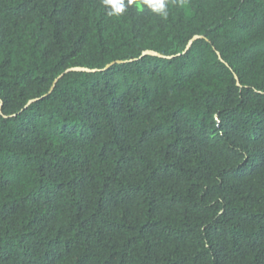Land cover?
I'll use <instances>...</instances> for the list:
<instances>
[{
    "label": "trees",
    "instance_id": "1",
    "mask_svg": "<svg viewBox=\"0 0 264 264\" xmlns=\"http://www.w3.org/2000/svg\"><path fill=\"white\" fill-rule=\"evenodd\" d=\"M0 105V264H264V0H0Z\"/></svg>",
    "mask_w": 264,
    "mask_h": 264
},
{
    "label": "clouds",
    "instance_id": "2",
    "mask_svg": "<svg viewBox=\"0 0 264 264\" xmlns=\"http://www.w3.org/2000/svg\"><path fill=\"white\" fill-rule=\"evenodd\" d=\"M188 2L189 0H100V4L106 10L108 17H120L134 6L137 11L147 9L163 19H167L170 5L185 8Z\"/></svg>",
    "mask_w": 264,
    "mask_h": 264
},
{
    "label": "water",
    "instance_id": "3",
    "mask_svg": "<svg viewBox=\"0 0 264 264\" xmlns=\"http://www.w3.org/2000/svg\"><path fill=\"white\" fill-rule=\"evenodd\" d=\"M205 37L202 36V35H194L187 43L186 47H185V50L183 53H185L189 48L190 46L192 45V43L198 39H204ZM144 55H151V56H156V57H160V58H166V59H171L175 56H165V55H162L158 52H155V51H152V50H145L142 52V54L137 58V59H140L142 56ZM218 57L220 60L221 59V56L219 55V53H217ZM178 56V55H177ZM132 60H136V59H132ZM130 60V61H132ZM117 63H121V62H125V61H116ZM114 62L106 65L103 69H90V68H86V67H71V68H68L66 69L63 73H61L60 75H58L54 80H53V83L48 91V93H46L44 96L40 97V98H43L45 96H47L54 88L56 82L66 73H69V72H88V73H93V72H97V71H101V70H105L107 69L111 64H113ZM236 77V80H237V85H240L239 84V80H238V77ZM40 98H35V99H31L26 105L24 108L28 107L29 104L39 100ZM0 112H1V105H0Z\"/></svg>",
    "mask_w": 264,
    "mask_h": 264
}]
</instances>
